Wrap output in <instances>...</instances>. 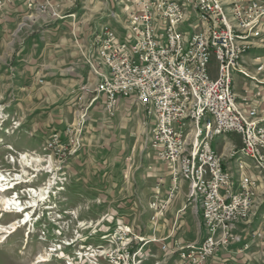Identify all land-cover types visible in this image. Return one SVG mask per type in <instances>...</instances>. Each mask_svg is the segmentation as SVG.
<instances>
[{"label":"crops","instance_id":"1","mask_svg":"<svg viewBox=\"0 0 264 264\" xmlns=\"http://www.w3.org/2000/svg\"><path fill=\"white\" fill-rule=\"evenodd\" d=\"M50 1L52 10L33 16L35 19L26 17V10L21 5L0 11V67L9 71L4 76L10 78L9 94L19 96L23 117L29 119L22 129L36 138L42 136L47 128L49 131L62 130L78 106H88L83 135L87 142L74 158L77 160L83 156L88 169L84 174H75L74 179L84 183L87 193L98 195L109 204L119 196V223H128L134 218L135 221H144L143 213L139 211L142 205L143 212H148L146 230L149 238L154 237L151 240L159 242L156 243V252L150 255H164L179 264L169 249L175 244L198 242L204 235L199 206L187 205L180 210L186 201V183L181 182L175 197L151 222L149 217L156 210L152 209L150 202L155 197L159 202L165 200L169 181L164 165L148 147L150 123L146 125L141 107L129 98L120 99L114 114L109 116L104 108L103 95L95 97L94 92L80 90L82 85L92 88L95 82L88 63L94 56L90 44L92 37L106 21L113 30H120V23L114 19L123 18L128 5L121 0ZM111 12L115 17L110 15ZM22 23L24 25H20ZM123 34L126 32H119V36ZM77 42L84 44V55ZM249 76L255 81H263V75L259 77L255 70H249ZM39 78L43 79L41 83ZM240 80L241 87H254L252 81ZM235 92L245 113L252 116L250 107L255 106L248 100L246 103L241 100L243 88ZM262 107L263 102H260L258 111ZM229 142L239 144V138L234 141L227 135L225 140L217 143L218 150L222 151ZM226 163L233 168L232 160L226 159ZM159 178L162 183L155 188ZM244 225H248L243 232L245 240H251L253 228L264 229V205L257 208L251 222ZM243 227L238 225L235 231L242 235ZM161 244L166 248L161 249ZM235 246L220 248L210 264H264V245L261 242H253L242 253L235 252Z\"/></svg>","mask_w":264,"mask_h":264},{"label":"built area","instance_id":"2","mask_svg":"<svg viewBox=\"0 0 264 264\" xmlns=\"http://www.w3.org/2000/svg\"><path fill=\"white\" fill-rule=\"evenodd\" d=\"M126 9L124 17L114 19L120 23V30H110L109 40L104 49L108 54L109 71H113L116 79L115 87H108L105 84V74L99 70V62L89 60V67L94 77L92 88L86 85L80 86L81 92L94 90L95 97L104 96V108L109 116L115 112L119 100H115L116 92H127V98L135 105L141 107L146 125L158 123V131L153 138V149L155 157L164 165L168 177V188L164 201L159 202L155 197L152 209L156 213L151 220H156L160 211L164 209L174 197L175 192L182 186L179 180L174 177L172 159L175 151L179 150L181 138L185 136V127L180 125V117L183 114V103L186 100V83H204L203 103L211 104L215 109V115L219 119V130L223 125H230L235 134L240 137V147L251 148L257 155L264 157L262 144L248 142L249 123L242 115L231 107L229 97L226 94L225 69L244 70L246 80L252 81L254 87L243 85V98L248 100L250 105L255 106L258 112V120L264 118V74L263 81H255L249 76L248 66H254L264 73V57L248 59L247 63L236 62L235 51L241 46H252L246 42L244 36L234 35L233 29L224 28L220 24L218 10L212 4V0H191L189 13L193 10H201L208 15L210 33L212 36V51L205 57L204 77L195 76L193 65L194 46H198L199 31L197 24L182 25L186 31L187 42H180V51L177 56H170L172 37L169 30V18H178V11L175 9L173 0H162L160 9H153L154 0H125ZM233 2L236 14L245 17L247 25L256 30V35L264 37V0H229ZM14 5H21L26 10V17H33L42 14L52 8L50 0H0V11ZM54 14V13H53ZM157 18V29H148V20ZM119 32H126V39H119ZM91 46L93 48V40ZM81 54L84 55V44L78 43ZM165 69H173L174 80L183 89V96H175L169 90V80L165 78ZM42 78L38 79L41 83ZM263 102V107L258 111L257 106ZM147 104L156 105V118L147 120ZM87 107L80 105L74 111L73 120L62 130H52L49 135V146H68L70 139H77V146L84 145L81 142V133L70 135L71 124H79L82 118H88ZM194 115L206 116L200 110H195ZM264 131V130H263ZM146 133V128H145ZM217 146L206 145L202 152L201 166H193L183 159L187 173L192 174L196 182V191L186 199L180 210L187 205L196 206L198 188L209 189V199L206 204V218L202 221H211L216 225V233L210 237H203L198 242L201 244V251L197 254L186 253V244H175L169 251L177 257L179 264H210L211 258L220 249L234 247L235 252L242 253L248 250L251 244L259 241L264 245L263 239H259V232L251 236V240H244L243 214L245 205L248 204L251 187H257L259 179L254 176L253 168L240 164L241 183L240 188L225 190V175L222 169L214 162ZM162 183L161 178L155 183L158 188ZM220 211H228L229 218H235L236 225H243L242 235H235L233 239H226V230L219 225ZM259 231H262L260 227ZM121 238V236H119ZM166 245L162 244L161 249ZM137 251L125 250L123 262L129 264L130 260L137 255Z\"/></svg>","mask_w":264,"mask_h":264},{"label":"rangeland","instance_id":"3","mask_svg":"<svg viewBox=\"0 0 264 264\" xmlns=\"http://www.w3.org/2000/svg\"><path fill=\"white\" fill-rule=\"evenodd\" d=\"M256 55L264 57V45L250 46L242 63ZM248 69L255 70L259 77L264 74L251 65ZM8 72L0 67V175H6L10 184L0 192V264H125V250L138 252L129 264H176L173 258L150 255L156 252L159 242L149 238L148 212H143L142 205L139 211L144 221L134 218L119 223V196L109 204L87 193L84 183L74 179L75 174H84L88 169L83 156L74 159L87 142L83 136L85 126L80 134L84 145L74 153L71 145L44 149L52 131L49 128L38 138L23 131L29 119L23 117L19 96L9 94L10 78L4 77ZM233 78L236 91L241 88L240 78H245V72L236 70ZM227 135L234 141L239 138L240 143V137L230 132L217 136L213 146ZM9 199L16 200L18 207L10 208L4 201ZM26 215L27 221H23ZM44 257L46 261H39Z\"/></svg>","mask_w":264,"mask_h":264},{"label":"bare ground","instance_id":"4","mask_svg":"<svg viewBox=\"0 0 264 264\" xmlns=\"http://www.w3.org/2000/svg\"><path fill=\"white\" fill-rule=\"evenodd\" d=\"M121 1L126 2L125 0ZM173 4H175V9L178 11V18H169L170 35L175 37L172 39V45L170 46V56L179 55L180 42H187L186 31L183 30L182 25L186 22L187 25L197 24L199 40L198 46H194L193 65L195 76L204 77L205 57H208L209 51H212V36L210 33L208 15L201 10H193L192 13H189L191 0H173ZM212 4L215 6L216 10H218L219 20L222 27L233 29L234 35L236 36H244V34H246V42L251 43V45H264V37L262 35H256V30L251 29V25L246 24L245 17H243L242 14H236L233 2H230L229 0H212ZM160 7H162V0H154L153 9H160ZM110 15L115 17L114 12H111ZM107 28L113 30L110 23L106 21L99 26L98 32L94 35V56L92 60L99 62V70H101V74H105V84L108 85V87H115L116 79L113 75V71H109L108 54H104V49L109 40V32H107ZM148 29H157V18H150V20H148ZM119 39H126V34L119 36ZM249 48L250 46H241L239 50L235 51L236 62L242 63V57ZM255 57L263 56L256 55ZM255 57L253 59H255ZM256 70L259 71V69ZM233 76L234 69H225L226 94L229 97L230 105L231 107H235L236 111L242 115V118L249 123L248 142L262 144L264 147V118L258 120V115L256 114L254 107H250L252 116L245 113L239 103V97L234 90ZM165 78L166 80H169L170 92L175 93V96H183V89L177 84V81L174 80L173 69H165ZM87 92H94V90H87ZM203 93L204 83H186V100H184L183 114L180 117V125L185 127L186 134L181 138L179 150L175 151L172 159L174 177L179 180L180 183H186V199L192 196L193 192L196 191V182L195 179H193L192 174L187 173L185 170L183 162L184 156L188 163H193V166H201L202 152H204L205 146H213L215 138L219 135L225 136L230 132H234V130L230 128V125H223V130H219V119L218 116L215 115V109L212 108L211 104H202ZM122 98H127V92L115 93V100H120ZM240 98L243 102H247L243 97ZM200 109L201 113H206V116L194 115V111ZM151 117L156 118L155 104H147V120H150ZM86 120L87 118H82L79 124H71L70 135H77V131L81 133ZM156 131H158V123H150L147 143L151 150L153 149L152 136L155 135ZM217 143L218 142H216V145L214 146H217ZM68 145H71L70 151L72 153L81 148V146H77V139H70ZM44 149H55L54 147L49 146V138L46 140V148ZM226 159L234 162L233 168L227 165ZM214 162L222 169V175H225V190L240 188V164H245L248 167L253 168V174L259 179V184L257 187H251L248 204L245 205V212L243 214V223H250L256 209L261 205H264V157L257 155V152H254L251 148L240 147V143L236 144L234 142H229L224 145L222 151H219L218 149L215 150ZM5 176L0 175V192H4V189L10 187L9 179ZM208 199L209 189L198 188L196 206H199L202 218H206V204ZM4 201L10 206V208L18 207L16 200L9 199ZM27 218L28 215L25 216L23 221ZM202 224L204 232L203 237H210L212 236V233H216V225H212L211 221H202ZM219 225L224 226L226 230V239H233V231L235 235H241L235 231V228L238 225H236L235 218H229L228 211H220ZM15 227L16 225L13 226L14 229ZM259 229V227L253 228L251 236H254V234L259 232V239H263L264 241V229H262V231H259ZM2 230V227H0L1 232ZM199 251H201V244L190 243L186 245V253L197 254ZM46 260L47 258L45 257L39 259V261Z\"/></svg>","mask_w":264,"mask_h":264}]
</instances>
